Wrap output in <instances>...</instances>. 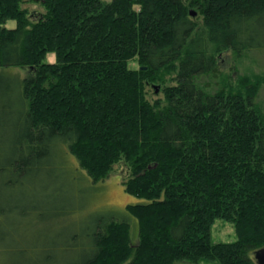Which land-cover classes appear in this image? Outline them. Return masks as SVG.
Returning a JSON list of instances; mask_svg holds the SVG:
<instances>
[{
	"label": "trees",
	"instance_id": "1",
	"mask_svg": "<svg viewBox=\"0 0 264 264\" xmlns=\"http://www.w3.org/2000/svg\"><path fill=\"white\" fill-rule=\"evenodd\" d=\"M30 1L45 12L35 18ZM255 50L264 0H0V264L23 233L9 225L10 194L66 150L94 183L124 160L126 190L144 199L130 218L102 220L91 244L54 247L80 250L71 264H257L264 76L243 75L236 88L219 81L218 58ZM15 67L30 74L9 90L4 70ZM154 83L164 97L152 101ZM217 220L234 225L236 241H213Z\"/></svg>",
	"mask_w": 264,
	"mask_h": 264
},
{
	"label": "rangeland",
	"instance_id": "2",
	"mask_svg": "<svg viewBox=\"0 0 264 264\" xmlns=\"http://www.w3.org/2000/svg\"><path fill=\"white\" fill-rule=\"evenodd\" d=\"M23 6L28 8L29 13H35V18L45 12L38 2H26ZM191 13L193 19L201 24L202 18L198 10L192 8ZM7 26L13 28L16 22L9 21ZM218 56L221 82H228L237 88L243 75L264 76V50L251 51L241 57L231 51H224ZM46 60L55 62L56 54L50 53ZM130 66L138 68L139 64L134 60ZM29 74L28 69L7 68L4 70L3 82L11 90L16 86L18 79L22 80V77ZM164 86L161 83L149 85L148 97L152 101L162 99ZM10 98L15 101L18 97L12 94ZM65 155L67 161L52 159L49 168L38 175L27 177L24 184L17 186L10 194L13 195V202L18 208L15 214L8 218L9 225L23 233L22 237L7 240L8 244L15 246L9 264H31L37 257L47 264L74 263L82 256L80 250L74 248L75 251H63L57 248L74 245V242L79 245L91 244L92 239L88 236L102 220L110 216L118 221L130 218L129 206L144 201L126 190L125 184L131 178V171L124 160L117 163L104 180L94 183L87 171L80 167L75 156H70L67 150ZM26 208L32 209L29 215L23 213ZM212 238L214 242L236 241L234 225L217 220L212 229ZM26 245L47 246L49 250L24 252L23 247ZM200 264L219 263L202 261Z\"/></svg>",
	"mask_w": 264,
	"mask_h": 264
},
{
	"label": "water",
	"instance_id": "3",
	"mask_svg": "<svg viewBox=\"0 0 264 264\" xmlns=\"http://www.w3.org/2000/svg\"><path fill=\"white\" fill-rule=\"evenodd\" d=\"M254 257L257 264H264V247L256 250L254 253Z\"/></svg>",
	"mask_w": 264,
	"mask_h": 264
}]
</instances>
